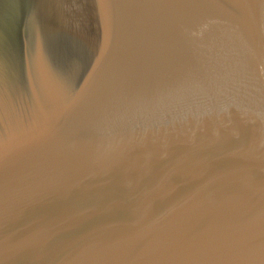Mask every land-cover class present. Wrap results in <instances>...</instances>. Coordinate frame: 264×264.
<instances>
[{"label":"water","instance_id":"1","mask_svg":"<svg viewBox=\"0 0 264 264\" xmlns=\"http://www.w3.org/2000/svg\"><path fill=\"white\" fill-rule=\"evenodd\" d=\"M0 264H264V0H0Z\"/></svg>","mask_w":264,"mask_h":264}]
</instances>
